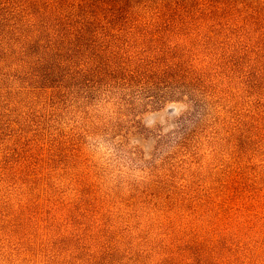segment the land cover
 <instances>
[{
  "label": "rangeland",
  "instance_id": "rangeland-1",
  "mask_svg": "<svg viewBox=\"0 0 264 264\" xmlns=\"http://www.w3.org/2000/svg\"><path fill=\"white\" fill-rule=\"evenodd\" d=\"M0 264H264V0H0Z\"/></svg>",
  "mask_w": 264,
  "mask_h": 264
}]
</instances>
